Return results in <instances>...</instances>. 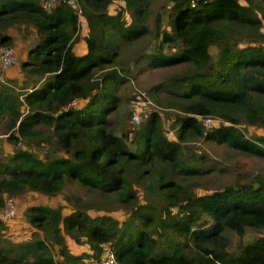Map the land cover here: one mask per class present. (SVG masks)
<instances>
[{
  "label": "trees",
  "instance_id": "obj_1",
  "mask_svg": "<svg viewBox=\"0 0 264 264\" xmlns=\"http://www.w3.org/2000/svg\"><path fill=\"white\" fill-rule=\"evenodd\" d=\"M154 1L0 0V47L17 56L0 68L12 145L0 155V211L5 197H54L68 183L96 197L65 194L66 214L25 208L36 231L1 238L0 264H97L104 248L116 264H264V175L215 186L221 168L188 146L264 159V0H165L168 28ZM11 30L33 40L24 58ZM140 64L174 73L147 90L160 111L135 123L120 90ZM40 143L43 158L31 150ZM246 232L229 253V235Z\"/></svg>",
  "mask_w": 264,
  "mask_h": 264
},
{
  "label": "rangeland",
  "instance_id": "obj_2",
  "mask_svg": "<svg viewBox=\"0 0 264 264\" xmlns=\"http://www.w3.org/2000/svg\"><path fill=\"white\" fill-rule=\"evenodd\" d=\"M117 4L120 3H114L113 5H111L110 7L111 13H115ZM153 4L154 5H152V9H154V12L158 7L159 8L163 7L165 9V10L163 9L164 15H163L162 24L164 28H168L167 12L170 9V3L165 0H156L153 2ZM9 34L13 35L16 38V45L17 44L22 45L20 51L24 53V56H22V58H24L26 49H28V47L33 45V40L31 39L29 40L27 39L28 41L21 40L20 34L16 30L13 31L11 30ZM142 45L143 42L141 41L136 46V48L132 47L133 51H135V49L141 51ZM210 53L215 54L216 48L212 47L210 49ZM123 58H125V53H123ZM20 61L21 59L19 58V62ZM173 73H174V69H169V68L151 69L145 66L144 64L143 65L140 64L139 66L136 67L135 78L132 79V81H130L129 83H127L125 87L122 88V90H120L121 95L129 98L126 107L131 112V114H133V116L137 117V118L136 117L133 118L135 123L139 121L140 114L144 113L145 111L151 109H157L160 111L161 108L156 106L154 99H152V97L147 94V90L151 86H155L158 83L162 82L166 77H169ZM162 95L163 94H161V96ZM4 130H5L4 126L0 123V155L1 156H4L5 153L10 152L12 148V145L6 140L7 135L4 134ZM252 130L257 132L258 134L262 133L261 129H253V128H250L249 132H253ZM188 146L191 147L190 150L204 152L210 158L211 163L214 164L216 162L217 166L221 168L219 172L216 171L214 174L210 175V176H216L218 179L217 182H214L215 186H223L228 182H231L236 176L237 172H241L244 174L250 173L251 175H255V174L264 175V159L262 158H258L247 154L236 153L230 150L227 146L217 145L215 143H209L200 140H197L196 142H194V144L189 143ZM31 150L40 158L45 157L49 153L48 145H44L43 143H40V145L34 148H31ZM59 153L60 155H64L62 152ZM210 183L211 181H207V183L202 182V186L205 185L210 186ZM68 193L80 194L84 200L96 199V197L90 196L82 188L72 183L66 184L62 193L54 197L42 196L39 193L33 191L26 192L25 194L18 196L15 199L17 211H16V216L12 218L13 220L11 219L14 222L10 223L9 226L5 224V228L0 229V245L2 243L1 238L10 239L13 242H21L23 240L30 238L32 233L36 231L35 228H33L28 222H26L23 219L22 213L25 208L37 204L49 205L52 207L63 206L64 208H62V212L63 214H66L69 211L68 209H70V207L64 205L65 203L64 195ZM91 212L94 213L93 210ZM118 214L119 212L113 213L114 216H117ZM10 225H13L15 227V229L17 230L16 232H18L17 234L9 235ZM254 235L255 234L251 232H246L242 236H238L235 233H231L229 235L227 251L231 254L237 255L240 252V250L243 248V246L254 237Z\"/></svg>",
  "mask_w": 264,
  "mask_h": 264
},
{
  "label": "built area",
  "instance_id": "obj_3",
  "mask_svg": "<svg viewBox=\"0 0 264 264\" xmlns=\"http://www.w3.org/2000/svg\"><path fill=\"white\" fill-rule=\"evenodd\" d=\"M70 4H74V0H68ZM50 2H45L43 6L49 8ZM193 5V4H192ZM17 56L13 48L10 47H0V68H7L16 63ZM136 116H133L134 118ZM137 118V117H136ZM203 124L206 128H210L212 125L211 119H205ZM16 202L12 197H5L3 208L0 211V219L4 222L12 219L16 216ZM97 264H116L114 255L109 248H104L101 253V259Z\"/></svg>",
  "mask_w": 264,
  "mask_h": 264
},
{
  "label": "crops",
  "instance_id": "obj_4",
  "mask_svg": "<svg viewBox=\"0 0 264 264\" xmlns=\"http://www.w3.org/2000/svg\"><path fill=\"white\" fill-rule=\"evenodd\" d=\"M12 220L10 219V220L6 221L5 224L9 226L10 223L14 222ZM9 230H10L9 231V235H14V234H17L18 233V232H16L17 230L15 229V227L13 225H10Z\"/></svg>",
  "mask_w": 264,
  "mask_h": 264
},
{
  "label": "clouds",
  "instance_id": "obj_5",
  "mask_svg": "<svg viewBox=\"0 0 264 264\" xmlns=\"http://www.w3.org/2000/svg\"><path fill=\"white\" fill-rule=\"evenodd\" d=\"M14 218V217H13Z\"/></svg>",
  "mask_w": 264,
  "mask_h": 264
}]
</instances>
